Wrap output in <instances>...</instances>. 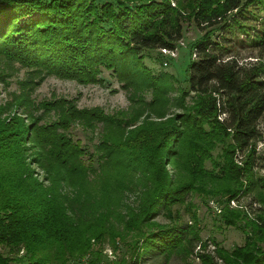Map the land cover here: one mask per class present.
Wrapping results in <instances>:
<instances>
[{"label":"trees","instance_id":"obj_1","mask_svg":"<svg viewBox=\"0 0 264 264\" xmlns=\"http://www.w3.org/2000/svg\"><path fill=\"white\" fill-rule=\"evenodd\" d=\"M184 25L202 35L187 88H175L145 59L174 50ZM242 48L253 62L241 61ZM0 60L27 69L19 95L0 103V264H102L105 241L123 242L130 257L105 264L187 259L199 238L176 205L191 194L228 203L264 192L255 172L264 169V0H0ZM102 69L128 93L129 112L31 99L46 77L95 84ZM75 124L100 129L92 152L72 138ZM223 214L241 230L248 218ZM252 229L254 239L218 254L221 264H264V213Z\"/></svg>","mask_w":264,"mask_h":264},{"label":"rangeland","instance_id":"obj_2","mask_svg":"<svg viewBox=\"0 0 264 264\" xmlns=\"http://www.w3.org/2000/svg\"><path fill=\"white\" fill-rule=\"evenodd\" d=\"M201 35L193 25H184L183 38L176 44L174 56L164 54L159 50L152 51L150 52V57L145 59V64L156 75L165 73L173 76L176 79L175 88H187L185 70L190 61V49ZM239 51V57L243 58L241 61L249 62L251 60L253 62L255 60L247 58L251 56L249 49L242 48ZM0 72L6 76L4 81L0 82V103H3L12 100L15 95H19V82L27 76V69L20 67L16 63L6 64L3 60H0ZM100 78L102 79L101 83L82 85L75 81L49 76L31 93V99L37 103L53 98H65L73 101L78 109L99 108L104 114L108 115L129 112L130 101L128 100V93L120 88V84L113 74L102 69ZM174 96L175 93L171 92V97L174 98ZM148 99L149 95L146 97V100ZM175 111L179 112L175 107L171 108L169 112ZM37 114H40V112ZM221 118L223 117L221 116ZM259 127L264 137V117L261 119ZM99 131L100 129H96L94 132H89L75 124L69 132L74 140H78L87 151L92 152V148L98 143ZM256 149L257 152L264 153L263 139L257 142ZM220 151L221 149L218 148L213 152V155L219 154ZM240 158V154L238 155L236 152L234 161L238 166H241ZM206 165L209 166V162ZM166 168L169 171L172 170L171 166H166ZM255 170L257 176H264L263 168L258 167ZM231 201L234 202L232 203ZM231 201L226 203V198L202 199L194 194L189 195L187 202L176 205L174 210L179 215V223L194 226L197 231L199 242L194 252L187 255V259L181 258L174 253L168 260H164L163 256L150 257L143 259L141 264H200L198 255L201 252L209 254L214 259L213 261L221 264L222 262L218 258L220 252L223 254L224 251H231L236 246H243L248 234L254 239L252 224L259 213H264V192L256 190L248 196L241 197L239 201ZM224 207L246 212L249 219L247 218L246 221H243L244 227L242 230L222 222ZM129 240L130 237L127 236L126 241ZM100 249L102 264L108 262L119 263L122 257L126 260L130 258L129 253L125 252L123 242L121 243L120 241L115 248L105 241ZM0 253L5 254L6 250L0 247ZM21 254L22 252H20ZM88 260L89 257H86L81 259L80 262H70L69 264H87Z\"/></svg>","mask_w":264,"mask_h":264},{"label":"built area","instance_id":"obj_3","mask_svg":"<svg viewBox=\"0 0 264 264\" xmlns=\"http://www.w3.org/2000/svg\"><path fill=\"white\" fill-rule=\"evenodd\" d=\"M161 52L164 53V54H171V56H174L175 50H164L163 49V50H161ZM222 117H223V115H222ZM220 119H222V118H220ZM231 202L233 203L234 201H231Z\"/></svg>","mask_w":264,"mask_h":264}]
</instances>
